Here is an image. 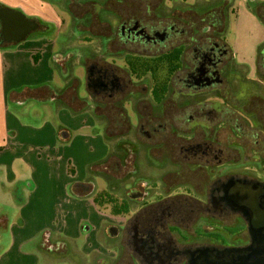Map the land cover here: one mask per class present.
<instances>
[{"label":"flooded vegetation","instance_id":"flooded-vegetation-1","mask_svg":"<svg viewBox=\"0 0 264 264\" xmlns=\"http://www.w3.org/2000/svg\"><path fill=\"white\" fill-rule=\"evenodd\" d=\"M99 7L100 0H68L65 5L70 14L80 20L79 28L98 37V41L103 36L101 38L113 49L119 46L124 50L137 49L153 54L142 56L126 53L120 58L122 61L132 55L149 58L171 49L177 52L181 50L178 60L181 67L172 76L163 99L159 103L154 101L152 87L148 96L155 105L163 107L170 104L175 111L172 118L179 125L175 130L172 129L171 153L167 157L178 165L180 170L176 172L177 177L187 176L179 185L185 190L181 193L163 196L159 186L153 184L140 188L138 192L131 187L127 190L135 191V194L128 195L139 202L132 208L126 200L128 211L123 215L126 216L124 226L109 225L106 228L109 237L118 239V244L112 247L113 256L109 258L121 264H189L191 253L198 249L214 250L212 254H215L229 248L243 249L255 245L259 240V232L254 229L255 223L251 218L254 214L242 207L236 210L237 204L233 202L232 196L240 191L248 192L258 202L259 210L264 212V196H261L264 194V91L257 87L252 97L253 109L246 119L241 106L243 91L239 89L242 80L248 79L247 74L241 73L245 65L234 59L223 36L221 19H212L207 30L189 38L187 45H184L178 40L182 31L165 19L157 21L149 16L145 6L141 9L139 5V10L134 9L132 12L124 8L125 11H120L119 16L114 14V9L108 8L114 14L113 25L96 21L99 19ZM0 14L3 15L2 12ZM29 21L35 27L28 34L47 29L37 19ZM10 24L6 30L0 27L1 42L14 39L20 32L21 27L18 28L15 22L10 21ZM85 60L92 62L87 66L88 90L92 92H109L119 97L140 82L116 64L107 67L106 64L95 62V59H82ZM98 61H103V57ZM182 61H188L187 71ZM254 74L263 84L264 51L261 67L256 63ZM173 85L176 88L170 91ZM170 97L172 99L169 101ZM180 97L185 99L179 101ZM142 119L145 122L144 125L142 123L145 135L148 137V130L152 135H159L163 143L165 135L162 124L154 122L155 117L151 113ZM185 133L188 135L186 139L183 138ZM230 145L242 150L245 146L250 147L248 151L255 163L251 171L255 178L246 174L226 175L228 159L238 157L240 151L238 147L230 148ZM197 179L200 180L196 182ZM83 189L88 187L84 186ZM197 189H200L201 195L196 193ZM231 214L238 215L243 225L228 230L226 221ZM197 221L207 227L214 224V228L219 231L204 235L210 243L192 247L188 241L190 236H196L194 225ZM227 232L232 236L245 232V243L240 246L228 244ZM261 236L264 238V230Z\"/></svg>","mask_w":264,"mask_h":264},{"label":"rangeland","instance_id":"rangeland-1","mask_svg":"<svg viewBox=\"0 0 264 264\" xmlns=\"http://www.w3.org/2000/svg\"><path fill=\"white\" fill-rule=\"evenodd\" d=\"M40 1L49 6L57 21L55 24L54 22L49 23L48 20L45 25L47 29L43 32H33L35 36H40L44 40L52 43L51 49L54 53V61H56L54 84H52L54 86L53 88L62 89L65 86L64 74L67 73V75H72L79 82L77 88L78 95L81 98H87V66L92 62L82 61V59L91 58L95 59V62L106 65L116 64L124 68V61L120 58L125 56L126 53H135L142 56L153 55L144 50L141 52L137 51V49L124 50L119 46L113 49L101 38L103 36L98 41V37L90 35L79 28L80 20L72 16L67 8H65L68 0ZM105 1L100 0L101 7L97 10V16L99 15L100 20L97 18V22H106L113 25L115 23L114 14L119 16L120 11H125L124 8L132 12L134 9L139 10V5L142 6L141 9L145 6L148 9L149 16L155 18L157 21L165 19L174 28L181 30L182 33L178 40L184 45H187L189 38L195 37L198 34L201 35L202 31L207 30V25L212 19L220 18L224 25L223 36L233 53L234 59L238 63L245 65L241 73L244 72L245 75L247 74L248 79L246 80L244 78L242 80L239 89L243 91V104H241V106L243 105L242 114L246 119L249 118L250 112L253 109L252 97L256 94L258 88L264 91V82L263 84L260 83L254 74L256 63L261 67V56L264 51V24L256 16L254 9L256 8V4H263L260 12L264 20V0H109L107 3ZM108 8L114 9L115 13L113 14ZM57 24L59 26L55 27ZM88 41L90 43H87ZM102 57L103 61H98ZM182 64L184 70L187 71L189 68L188 61H182ZM60 67L66 71H62ZM124 71L128 74L125 69ZM123 75L126 77L125 74ZM123 79L126 80V78ZM151 87V79L147 76L142 81L137 82L134 87H130L131 91H127V94L119 95L116 98V100H119L117 102L118 105L120 103L123 104L125 116L129 123L123 116L119 120L117 115L114 118L115 113H113L115 120L110 119L111 123L108 126V132L105 134V139L109 144L111 143L110 146L106 143L108 147L107 155L103 160L94 162L89 166H95L92 168L95 172L88 173L89 179L87 178L88 183L92 186V197L102 191H107L118 199L127 200L129 205L135 208L136 202L139 201L131 199L128 194H135V191L138 192L140 188H146L147 185L153 184L159 186V190L163 196L167 193L176 194L185 191L179 185L182 183V180L187 179V176H183V179L177 177L178 174L176 172L180 169L176 162H173L167 157L171 153L172 129L175 130L179 125L172 118L175 111L170 104H165L161 107L152 103L151 98L148 96ZM174 88H176L175 85L170 87V91ZM170 99L172 98L170 97L168 100L170 101ZM184 99L180 97L179 101ZM47 102H27L23 111L26 109V112H30L31 115L24 114L25 116H22V120L24 122L34 120L36 118L35 115L38 113L41 114L40 110L43 111V107H48L47 105L49 103L47 104ZM13 109L12 104L10 111L12 112ZM149 113L155 117L154 122H158V124H162L163 126L165 135L163 143L159 135H152L147 130L149 134L147 137L144 133L145 127L143 128V125L145 122H143L142 118ZM104 114L109 115L106 110ZM91 115L95 123L92 132L99 133L102 136L105 132V126L103 123L98 122L93 114ZM116 118L118 123H116ZM49 120L56 125L55 121L57 120L55 117H49ZM177 133L181 132L178 131ZM183 138H188L187 133L183 135ZM229 147L235 149L238 146L230 145ZM249 148L245 146L242 150V148L238 147L240 150L239 156H234L231 160L228 159L225 170L228 177L232 175L243 176V174H246L248 177L255 178L251 171V166L255 163L251 160L250 152L248 151ZM111 150L112 154L115 153L119 156V161L117 160L116 162V160H113L111 161L112 163L107 162L106 158ZM106 166H108L109 171L101 170ZM115 167H118V169H115ZM199 180L197 179L196 182ZM130 187L135 191L127 192ZM169 187L171 191L168 190ZM11 190H13V187L9 188V191ZM14 190L18 189L15 188ZM9 191L7 190V192ZM77 192L80 193L79 191ZM148 192L151 193V190ZM196 193L198 195L202 194H200V189H197ZM80 194L84 193L81 192ZM22 197V194L14 197L11 193H2L0 191V215H3L6 221L5 227L0 228V253L9 247L11 225L18 220L17 204L22 202ZM101 215L106 219V223L101 225L95 236V241L98 243V250H90L92 242L88 241L89 238L87 236L92 227L88 225V222H83L82 226L84 229L81 230L77 237H58V239H61L59 240L61 241L60 243H55V241L51 240L50 246H53V249L49 250V252L39 254V264H121V262H112L111 258H109L113 256L112 247L114 248L118 244V239L109 237L106 233V228L109 225L117 227L124 226L126 216H112L107 212L101 213ZM226 222L228 230L236 229L243 225L240 222V217L233 214L228 217ZM127 226L129 227L130 224H127ZM194 228L196 230V236H190L188 241L192 247L210 243V240L204 235L211 231H219L214 228V224L207 227L198 221L194 225ZM197 232L200 234H197ZM44 234L46 236V232ZM226 239L228 244L240 246L242 243H245L246 234L244 232L243 234L240 233L232 236V234L227 232ZM94 246L92 245V248ZM22 250L30 251L33 250V247L32 245H25Z\"/></svg>","mask_w":264,"mask_h":264},{"label":"crops","instance_id":"crops-1","mask_svg":"<svg viewBox=\"0 0 264 264\" xmlns=\"http://www.w3.org/2000/svg\"><path fill=\"white\" fill-rule=\"evenodd\" d=\"M13 11L43 25L48 20L57 22L49 6L40 0H0V27L2 17L9 24L14 22ZM3 43L6 46L0 47V191L23 197L17 204L18 220L11 225L9 247L0 253V264H39V254L53 249L51 240L60 243L58 237H77L84 229L83 222L92 227L87 237L95 245L90 250L96 251L95 236L106 219L92 202V186L87 178L89 166L107 155L104 136L92 132L95 123L89 112L73 113L68 108L56 107L52 100L40 101L18 94L11 98V93L25 88L54 87L56 61L52 43L33 33L19 42L11 39ZM29 101L49 104L34 120L24 122L22 116L31 115L26 109L23 111ZM49 117L56 118V125ZM10 187L13 190L9 191ZM5 223L0 215V228ZM25 245H32L33 250L23 251Z\"/></svg>","mask_w":264,"mask_h":264},{"label":"trees","instance_id":"trees-1","mask_svg":"<svg viewBox=\"0 0 264 264\" xmlns=\"http://www.w3.org/2000/svg\"><path fill=\"white\" fill-rule=\"evenodd\" d=\"M262 6L263 4H256L254 12L264 24V20L260 12ZM4 46H6V44L0 41V47ZM180 55L181 50L177 52L175 49H171L164 52L163 54L149 58H143L136 55L127 56L124 61V69L136 81H141L146 76H149L152 83V90L154 91V101L159 103L166 94L172 76L181 67V63L180 61H178ZM64 68L66 69L65 66ZM60 69L64 72L66 71L63 70V68L61 67ZM64 75L65 86L62 89H56L48 85L40 86L38 88L33 89L25 88L20 92L11 93V98L18 94L17 96H26L27 98H33L40 101L52 100L54 101L56 107L68 108L73 113L89 112L94 115V118L98 122L103 123V125L105 126V132L103 134L104 139L105 134L108 132V126H110L111 123L110 119H114L115 115H117L118 120L121 119L122 116L125 120H127L125 116V111L123 109V104L120 103L118 105L117 102H119V100H116L117 97H115L112 93H95L92 92L91 89H89L87 98H81L77 93L79 82L72 75H67V73ZM105 110L109 115L104 114ZM113 113H115L114 118ZM116 113H120L121 115ZM118 120L116 118L117 122H115L118 123ZM108 134L111 135L110 133ZM105 142L109 146L111 145V143L109 144L106 139ZM106 160L107 162H111L113 160H116L117 162V160L119 161V156L115 153L112 154L111 150ZM93 167L95 166H91L88 168V171L90 170L88 173L95 172L92 170ZM108 169V166H106L105 168L103 167L101 170L109 171ZM92 202L97 211H99L100 213L107 212L109 215L112 216H123L128 211V205L126 200L118 199L113 194L107 191H102L93 196Z\"/></svg>","mask_w":264,"mask_h":264},{"label":"water","instance_id":"water-1","mask_svg":"<svg viewBox=\"0 0 264 264\" xmlns=\"http://www.w3.org/2000/svg\"><path fill=\"white\" fill-rule=\"evenodd\" d=\"M12 13L16 14L15 24L18 28L21 27L18 35L12 40L19 42L28 35L31 29H34L35 24L16 11ZM10 26L11 24L5 18H1V30H6ZM261 196H264V194ZM232 197L233 202L237 204L236 210L242 207V209L251 211L254 214L251 218L253 217L255 223L254 229L259 232V240L255 245L243 249L229 248L215 254H212L214 250H195L191 253L189 264H264V238L261 236L264 230V212L259 210L258 202L248 192L240 191L233 194Z\"/></svg>","mask_w":264,"mask_h":264}]
</instances>
